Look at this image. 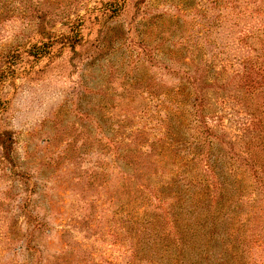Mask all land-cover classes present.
Masks as SVG:
<instances>
[{"label": "rangeland", "instance_id": "374dc122", "mask_svg": "<svg viewBox=\"0 0 264 264\" xmlns=\"http://www.w3.org/2000/svg\"><path fill=\"white\" fill-rule=\"evenodd\" d=\"M208 4L0 0V264H127L130 222L147 229L145 219L132 218L144 210L129 205L127 192L159 176L176 179L185 203L174 213L190 219L196 235L177 253L154 248L140 233L148 252L137 260L235 264L236 251L225 252L230 208L215 218L221 223L202 217L193 202L202 190L179 168L194 161L196 149L185 152L187 141L180 143L191 136L177 128L186 104L172 75L176 64L168 71L161 61L175 47L190 55L197 12ZM263 253L256 249V260Z\"/></svg>", "mask_w": 264, "mask_h": 264}, {"label": "trees", "instance_id": "16d2710c", "mask_svg": "<svg viewBox=\"0 0 264 264\" xmlns=\"http://www.w3.org/2000/svg\"><path fill=\"white\" fill-rule=\"evenodd\" d=\"M206 8L197 12L200 25L196 40L188 45L190 55L184 59L185 55L180 56L184 52L175 47L161 60L168 71L169 63L176 64L172 75L179 96L184 93L186 107L177 117V128L191 137L180 143L187 141L185 152L196 149L194 161H182L179 168L189 169L187 183L202 190L193 200L202 217L221 223L215 218L230 208L233 215L225 225L233 230V238L231 246L225 240L226 254L236 251L235 264H264V253L258 260L254 254L259 248L264 251V0H209ZM161 132L159 142L167 136L164 129ZM215 148L220 156L215 157ZM123 165L125 176L129 165ZM163 177L155 178V184L141 185L138 192L132 187L127 192L133 195L129 205L138 204L144 210L134 211L132 218L145 219L147 228H142L143 222L140 228L130 222L127 264H152L137 260L148 252L137 239L140 233L154 248H173L177 253L186 250L185 241L196 235L191 220L179 214V221L174 213L176 205L185 203L184 193L176 195L179 188L174 177ZM185 214L190 216L189 211Z\"/></svg>", "mask_w": 264, "mask_h": 264}]
</instances>
